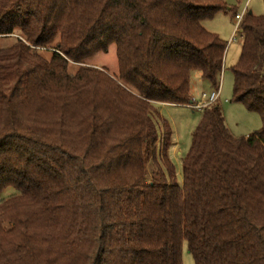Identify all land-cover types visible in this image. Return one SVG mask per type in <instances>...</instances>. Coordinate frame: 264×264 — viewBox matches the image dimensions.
<instances>
[{
    "label": "trees",
    "instance_id": "1",
    "mask_svg": "<svg viewBox=\"0 0 264 264\" xmlns=\"http://www.w3.org/2000/svg\"><path fill=\"white\" fill-rule=\"evenodd\" d=\"M229 10L0 0V36L16 37L0 48V264H182L184 242L194 264H264V14H242L232 67L260 129L234 137L218 104L202 107L180 186L157 107H193V71L220 90L228 44L202 21ZM111 44L115 75L85 64Z\"/></svg>",
    "mask_w": 264,
    "mask_h": 264
},
{
    "label": "rangeland",
    "instance_id": "2",
    "mask_svg": "<svg viewBox=\"0 0 264 264\" xmlns=\"http://www.w3.org/2000/svg\"><path fill=\"white\" fill-rule=\"evenodd\" d=\"M223 2L232 7V10L218 12L214 17L202 21V25L207 31L217 34L228 44L218 100L212 104L216 103L219 105L225 124L234 137H247L262 127V119L257 112L249 111L242 102L235 101L233 98L234 75L232 67L237 63L242 47V36L238 30L239 19L237 16H242L243 11H249L256 16L263 15L264 0H223ZM15 41V36H0V48L11 46ZM38 52L46 59L51 58L52 52L49 49H40ZM85 64L104 68L115 75L118 72L116 45H109L106 53H95L85 61ZM80 66L81 64L70 62L68 71L75 73ZM213 91L216 90L205 83L201 73L193 71L190 77V93L195 106L169 104L157 106L162 116L168 120L173 132L172 147L169 154L175 166V180L180 186L183 184L182 158L190 146L192 133L201 120V108L211 105L202 101V94L203 92L210 94ZM200 103L204 105L197 108L196 106ZM15 194L12 188L4 191L6 198ZM182 264H194L193 257L188 252L185 242L182 246Z\"/></svg>",
    "mask_w": 264,
    "mask_h": 264
},
{
    "label": "built area",
    "instance_id": "3",
    "mask_svg": "<svg viewBox=\"0 0 264 264\" xmlns=\"http://www.w3.org/2000/svg\"><path fill=\"white\" fill-rule=\"evenodd\" d=\"M237 17H238V19L240 21V19H241L242 16H240V17L237 16ZM218 94H219V91H213L210 94H207V93L203 92V94H202V99L203 100L202 101L203 102H207L209 104H212L213 102H215L216 100H218ZM201 103L199 105H197L196 107L197 108H200L202 105H204V104H201Z\"/></svg>",
    "mask_w": 264,
    "mask_h": 264
},
{
    "label": "crops",
    "instance_id": "4",
    "mask_svg": "<svg viewBox=\"0 0 264 264\" xmlns=\"http://www.w3.org/2000/svg\"><path fill=\"white\" fill-rule=\"evenodd\" d=\"M245 11L242 12V14L244 13ZM163 105V104H162Z\"/></svg>",
    "mask_w": 264,
    "mask_h": 264
}]
</instances>
